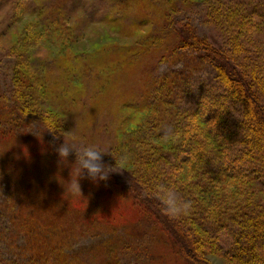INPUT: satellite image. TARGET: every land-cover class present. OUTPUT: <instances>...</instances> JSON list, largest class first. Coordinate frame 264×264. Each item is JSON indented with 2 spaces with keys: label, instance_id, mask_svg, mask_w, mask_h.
Instances as JSON below:
<instances>
[{
  "label": "rangeland",
  "instance_id": "1",
  "mask_svg": "<svg viewBox=\"0 0 264 264\" xmlns=\"http://www.w3.org/2000/svg\"><path fill=\"white\" fill-rule=\"evenodd\" d=\"M211 1L0 0V227L9 235L5 241L1 239L7 248L5 257L26 261L29 254L22 255V251L28 248L27 232L33 223L24 218L26 214L35 216L41 223L37 214L43 210L52 238L43 236L44 227L38 224L42 233L33 230L32 239L39 246L42 235L48 246L44 254L51 264L57 256L66 264H190L180 253L178 241L152 216L142 224L147 234L138 238L123 217L122 224L109 227L102 218L97 222L88 219L83 209L94 208L92 215L106 214V200L98 196L97 189L104 183L111 187L116 181L125 184V176L135 174L134 154L124 143L136 132L150 130L152 143L168 154L174 149L176 135L168 119L152 129L153 135L146 123L156 118L160 105L166 111L180 107L195 111L205 99L197 87L214 72L202 65L199 54L179 46L172 23L177 18L190 22L200 38L225 47L228 31L205 16ZM244 1L258 12L251 15L252 21L261 23L264 0ZM49 27L50 34L45 31ZM257 30L255 37L264 42V28ZM33 71L44 87L39 89L35 107L39 115L48 112L59 117L60 132L51 130L38 116L16 115L19 103L15 96L19 95L13 93L14 78L36 86L37 82L28 79ZM157 79L179 82L186 103H145L143 89L150 91ZM70 132L84 145L99 146L107 152L103 162L116 166L106 181L94 182L85 171L79 179L81 193L76 194L67 191L72 177L77 176L76 155L70 154L65 161L58 153L66 139L72 141ZM118 187L125 190L123 185ZM63 197L72 209L59 211L62 215L41 201L56 202ZM25 209L30 213H22ZM216 218L207 234L213 238L210 243L216 240L219 247L207 249V260L229 264L225 258L230 242L225 228L228 222L219 213ZM216 231L221 241L214 239Z\"/></svg>",
  "mask_w": 264,
  "mask_h": 264
},
{
  "label": "trees",
  "instance_id": "2",
  "mask_svg": "<svg viewBox=\"0 0 264 264\" xmlns=\"http://www.w3.org/2000/svg\"><path fill=\"white\" fill-rule=\"evenodd\" d=\"M250 7L244 0H213L206 6V19L228 31V43L221 48L200 38L190 22L174 20L172 28L178 35L179 46L199 54L202 65L214 72V78L208 75L210 79L202 80L204 85L197 87L205 99H201L195 111L182 107L166 108V111L161 105L155 110L156 118L146 122L151 125V135L152 129L156 130L168 119L175 130L174 149L168 154L152 143L150 130L136 132L134 138L133 134L124 146L129 144L134 154L135 174L125 176V184L114 182L115 188L109 183L98 188V196L106 200L103 210L107 213L92 215L94 208L83 209L88 219L92 217L97 222L102 218L109 227H114L115 223L122 224L119 220L123 217L128 230L140 238L148 232L142 224H147L152 216L178 241L186 262L211 264L207 260V249L219 244L216 240L210 243L213 238L207 234L208 226L219 213L228 222L225 228L230 242L225 258L229 264H264V42L255 37L257 28H264V20L254 23L251 15L257 16L258 12ZM51 29L45 31L50 34ZM22 68L28 70L26 66ZM16 73H21L20 68ZM28 74V79L37 82L36 86L18 76L14 78L13 93L19 95L15 96L19 103L16 115L38 116L51 130L60 132L59 117L48 112L39 115L34 103L44 87L37 81L35 71ZM173 81L157 79L150 91L143 89L142 100L145 103L167 100L169 105L182 106L178 101L186 103L185 95L180 94L179 82ZM121 185L125 190L119 189ZM160 186L174 188L190 202L186 215L170 219L162 212L161 202L157 200ZM72 195L69 193V197ZM64 197L58 199L60 203L43 198L41 201L53 205L55 209L51 211L62 215L59 211L72 209ZM41 212L37 214L41 223H37L35 216L31 218L26 214L24 218L33 223V229L27 232L28 248L22 251V255L25 251L29 254L26 261L13 262L5 257L7 248L1 239L5 241L9 235L6 228L0 227V264H51L44 254L48 246L42 235L43 243L39 246L34 245L32 239L33 230L41 234V227H44L43 236L52 238L43 221L46 220L44 211ZM22 213L30 212L25 209ZM217 235L218 232H214V239L221 241ZM66 263L57 256L55 264Z\"/></svg>",
  "mask_w": 264,
  "mask_h": 264
},
{
  "label": "clouds",
  "instance_id": "3",
  "mask_svg": "<svg viewBox=\"0 0 264 264\" xmlns=\"http://www.w3.org/2000/svg\"><path fill=\"white\" fill-rule=\"evenodd\" d=\"M73 139L69 142L67 139L59 147L60 157L67 161L70 154L75 153V165L77 176L71 179L67 185V191L70 189L73 194L81 193L79 179L87 172L94 182L107 180L110 174L115 171L114 167L107 166L103 162V154L107 153L95 144L84 145L78 141L75 132H70ZM117 165V164H116ZM158 198L161 202L162 212L170 219H179L186 215L190 210V202L184 200L180 194L172 187L160 186L158 189Z\"/></svg>",
  "mask_w": 264,
  "mask_h": 264
}]
</instances>
